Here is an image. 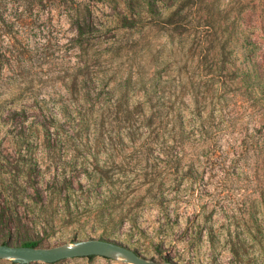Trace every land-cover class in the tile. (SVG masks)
Here are the masks:
<instances>
[{
	"label": "rangeland",
	"instance_id": "obj_1",
	"mask_svg": "<svg viewBox=\"0 0 264 264\" xmlns=\"http://www.w3.org/2000/svg\"><path fill=\"white\" fill-rule=\"evenodd\" d=\"M0 14V44L9 46L0 72L32 79V89L22 86L15 97L29 112L39 115L33 109L37 100L52 108L67 99L58 78L74 55L68 48L80 40V23L88 26L85 48L94 58L119 48L113 62H121L120 74L156 78L164 91H158L161 103L214 113L207 128L189 126L195 134L184 140L175 163L156 159L140 143L119 144L107 121L104 135L90 131L76 143L56 144L63 157L92 161L95 155L100 164L107 162L103 194L117 190L113 158L129 163L120 170L126 179H120L121 198L111 211L115 220L123 219L117 229L124 245L159 263L166 258L171 264H264V0H0ZM247 68L256 73L244 79ZM190 92L196 96L189 99ZM133 96L142 95L136 90ZM80 102L85 112L100 108ZM6 104L0 98V109ZM42 139L32 148L41 149ZM12 146L0 132V163L15 161ZM153 172L173 180L163 186L160 200L152 198L157 191L140 184L143 174ZM27 232L47 248L74 243L69 239L84 232L92 238L101 233H89V225ZM0 264L11 263L0 257ZM54 264L130 263L97 255Z\"/></svg>",
	"mask_w": 264,
	"mask_h": 264
},
{
	"label": "trees",
	"instance_id": "obj_2",
	"mask_svg": "<svg viewBox=\"0 0 264 264\" xmlns=\"http://www.w3.org/2000/svg\"><path fill=\"white\" fill-rule=\"evenodd\" d=\"M2 17L0 14V36L4 35ZM78 24L76 37L80 40L74 47L68 48L74 55L69 56L68 68L58 78L67 94L60 107L48 108L45 100H37L38 108L33 109H37L39 115L29 112L32 108L16 104L15 97L22 86H31L27 89H32V79L22 74L4 76L0 72L3 76L0 98L7 103L0 109V132L13 145L12 158L15 160L9 162L6 159L0 163V245L36 248L40 247L41 240H32L27 232L29 229L45 234L61 225L72 228L89 225V233L101 231L95 239L128 247L122 243L124 240L117 229L123 219L115 220L111 211L116 210L121 198L117 192L121 188L118 185L122 182L120 179H126L120 175V170L129 163H125L123 156L113 158V185L117 184V190L113 195L107 191L104 193L108 194H103L100 179L107 174L103 171L107 162L100 164L95 155L92 161L89 157H63L56 152V144L76 143L90 131L93 135H104L102 127L107 121L113 125V140L119 144L125 140L140 143L143 150L156 154V159L161 161L165 158L175 163L184 140L195 134L189 131V126L206 127V123L213 122V112L206 114L195 106L181 108L161 103L164 95L160 96L158 91H164L156 84V78L141 72L135 76H122L119 72L121 62H113V54H118L119 48L114 51L112 48L103 56L94 58V54L85 48L88 26ZM7 47L0 44L1 68L8 55ZM73 58L76 61L72 62ZM101 59L102 62L99 61ZM14 61L13 66H16ZM249 71L244 79L256 73ZM113 73L114 76L111 75ZM136 90L141 93V100L134 98ZM255 90L252 87L251 91ZM188 96L191 99L196 95L190 92ZM81 100L100 108L85 112L81 110ZM94 115H97L96 118ZM91 125L95 128L90 129ZM40 136L44 144L38 151L42 152V156H39L37 147L32 148L39 145ZM147 158L150 159L148 154ZM171 182L173 180L168 176L153 172L143 174L140 184L146 185L151 193L152 190L157 191L152 198L160 200L163 186ZM30 215L33 216L30 218ZM15 234L16 240H13ZM91 238L84 232L83 236L70 238L69 242ZM20 240V244L13 243ZM164 262L172 263L166 258Z\"/></svg>",
	"mask_w": 264,
	"mask_h": 264
},
{
	"label": "water",
	"instance_id": "obj_3",
	"mask_svg": "<svg viewBox=\"0 0 264 264\" xmlns=\"http://www.w3.org/2000/svg\"><path fill=\"white\" fill-rule=\"evenodd\" d=\"M97 255L114 257L130 264H171L147 259L129 247L95 238L51 248L0 245V257L7 258L15 264H30L32 262L54 264L67 259Z\"/></svg>",
	"mask_w": 264,
	"mask_h": 264
}]
</instances>
